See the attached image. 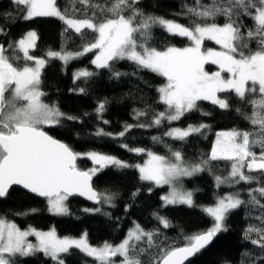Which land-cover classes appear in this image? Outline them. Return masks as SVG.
I'll return each instance as SVG.
<instances>
[{
	"label": "snow or ice",
	"instance_id": "obj_1",
	"mask_svg": "<svg viewBox=\"0 0 264 264\" xmlns=\"http://www.w3.org/2000/svg\"><path fill=\"white\" fill-rule=\"evenodd\" d=\"M22 13L24 20L36 17H57L68 28L81 33L82 29L91 30L94 42L85 44L80 52L69 53L47 51L45 58H36L29 50L36 46L37 34L27 32L26 36L12 43H0V198L7 196L9 189L22 186L31 193L47 199L49 211L60 215L67 214L66 201L69 196H86L97 203L112 204L114 197L98 194L91 186V180L99 171L108 166L117 168L136 167L140 179L153 182L155 186L168 185L169 192L161 199L168 204H193V193L183 189L182 180L206 170L211 161L231 162L228 177L216 176L217 186L221 184L251 183L253 177L245 175V167L251 171L264 170V0H210L202 4L195 0L194 6L183 5L184 13L190 18L189 25H182L160 17L145 16L135 5L139 0H112L110 5H95L96 9L84 18H68L57 7V0H11ZM89 4V0H80ZM125 13H128L127 15ZM5 18L11 13H5ZM217 17H223L225 23L218 24ZM247 17L253 21V27L247 28L240 20ZM211 21V22H209ZM159 26L170 35L187 38L189 46L179 48L168 46L163 50L149 46L152 28ZM8 32L0 27V36ZM213 41L220 50L204 48L205 41ZM256 41L255 50L249 47L250 41ZM97 50L91 61L98 69L112 71L110 62L130 60L138 67L147 69L166 78V84L158 89L160 101L165 110L157 113L149 124L137 127L160 126L164 121H178L186 113L199 111L198 102L209 101L221 109L229 108L228 98L219 93H234L242 103L253 106V113L246 117L252 131L232 129L218 132L210 159L199 163H186L182 153L168 145V157L158 155L143 148H128L137 154L146 152L148 160L143 165H129L113 156L89 152L86 154L95 167L80 170L77 160L81 154L74 152L68 145L48 135L43 126H58L62 119L76 120L67 116L56 105H49L42 99L46 95L40 89L41 70L46 58H56L67 63L71 59ZM18 53H23L21 57ZM23 61L21 64L20 62ZM31 62V63H30ZM218 66V70L209 73L205 65ZM227 74V76L223 74ZM94 75L87 70L74 74L75 79ZM119 77L121 73L114 72ZM83 91V89H80ZM252 97V98H249ZM104 110L100 104L96 109L99 116ZM241 110L238 108L237 112ZM134 119L146 113L134 110ZM207 115V113H204ZM107 124V121H103ZM133 125H125L122 137ZM208 125H189L186 129L171 128L165 136L176 140H185L193 133H199ZM97 136H112L98 129ZM154 143H163L162 137H153ZM127 148V145H121ZM260 149L259 162L255 148ZM210 170V169H208ZM151 191V189H149ZM264 196V187L255 189ZM138 193H133V196ZM251 203L259 201L252 196ZM239 193L219 197L214 206L203 210L213 219L212 226L204 232L185 237L186 243L163 252L161 264H185V261L205 249L221 231L227 213L237 209L244 201L237 198ZM114 206V205H113ZM35 211V210H33ZM99 211V209H85ZM18 215H27L22 213ZM155 215V214H154ZM165 227H170L166 218L157 215ZM252 232H260L264 241V231L249 227L245 239ZM154 232H147L139 225L129 230L127 238L119 245L107 242L102 247L89 246L86 238H60L55 231L40 232L32 228L20 229L15 223L0 217V264H15L16 257H26L42 252L56 264H64L61 253H67L71 247L78 248L99 264H116L114 257H120V264H140L139 255L144 251L137 242L147 238L152 246ZM34 236L36 243L28 237ZM252 244L264 242L252 240ZM248 253L241 254V264Z\"/></svg>",
	"mask_w": 264,
	"mask_h": 264
},
{
	"label": "trees",
	"instance_id": "obj_2",
	"mask_svg": "<svg viewBox=\"0 0 264 264\" xmlns=\"http://www.w3.org/2000/svg\"><path fill=\"white\" fill-rule=\"evenodd\" d=\"M111 2L112 0H89V4L85 5L80 0H57V5L66 17L82 19L85 13L90 16L96 10L93 9V4L104 6L110 5ZM209 2L210 0H201L202 4ZM185 4L194 6L195 0H139L135 7L145 16L189 25L190 18L184 14ZM5 13H11V16L5 18ZM216 22L222 25L225 19L217 17ZM240 22L246 26L243 31L253 27V21L247 17H242ZM0 27H4L8 32L6 37L0 36V43H12L23 38L29 31H36L38 40L31 54L37 58L45 57L49 50L80 52L85 44L94 42L95 36L91 30L82 29L85 33L82 38L81 33L68 28L64 21L57 17L24 20L22 13L11 0H0ZM189 44L187 38L170 35L159 26L152 28L150 47L163 50L168 46L183 48ZM208 46H214V43L206 40L204 47ZM249 47L255 50L256 41H250ZM18 54L23 56V53ZM94 56L93 53H88L68 63L50 58L41 73L40 89L46 93L42 97L43 101L56 105L67 116L78 118L62 119L58 126H43V129L66 143L76 153L100 152L134 166L143 164L147 154L130 152L128 148H143L158 155L169 156L168 148L165 147L168 145L173 150L180 151L186 163L196 164L201 160L210 159L212 146L219 131H252L258 128V125H251L250 120L246 118L252 115L253 106L242 103L234 93L219 94L221 98L227 96V109H221L209 101H200L199 111L188 112L178 121H164L160 126L137 127L135 125L149 124L157 113L165 110L166 106L160 101L158 89L166 84V78L142 69L127 59L110 62L112 71L98 69L91 63ZM207 68L212 71L216 70L217 66L208 64ZM80 69H87L94 75L75 79L74 74ZM114 72L122 75L117 77L113 75ZM100 104L104 105V110L98 116L96 109ZM238 108L240 112H237ZM134 110L146 114L137 120L133 118ZM201 124L209 127L191 134L183 141L164 135L174 127L185 128ZM125 125L133 127L124 136H118L124 131ZM98 129L113 135L97 136L95 133ZM153 137H162L163 143H154ZM121 145H127V148ZM254 151L259 156L260 149L257 147ZM77 166L81 170H89L93 162L87 157H79ZM230 171V161H211L206 170L182 180L183 187L193 192L192 205H165L161 197L167 191V186L157 187L153 182L141 180L136 167L120 169L108 166L93 176V184L99 194L114 197L111 205L101 201L98 206H93L79 197H69V213L57 215L48 210L46 199L32 196L14 187L6 197L0 198V216L16 222L24 229L55 228L60 236L74 237L86 233L89 242L96 246L105 242L112 245L120 243L134 222H138L146 231L155 233L151 247L144 241L137 243L139 248L144 249L138 257L140 264H160L164 251L184 246L185 237L204 232L212 226L213 219L203 210L206 206L213 205L225 193H239L238 197L244 203L227 213L224 221L227 230L219 232L214 241L199 252L190 264H241L242 253H248L243 258L244 264H264V248H261L260 244L251 243L252 240L264 242L261 233L252 232L249 239L244 236L249 227L264 231V196L257 191L251 193L259 201L253 204L249 195L250 189L264 187V173L251 172L254 178L251 183L242 181L235 185L217 186L215 177H227ZM133 193L138 194L133 196ZM22 213L27 215H18ZM157 215L168 219L170 227L165 228L157 219ZM60 257L65 264L96 262L94 257L75 247H71L67 253H62ZM16 262L56 264L42 252L26 257L18 256Z\"/></svg>",
	"mask_w": 264,
	"mask_h": 264
},
{
	"label": "rangeland",
	"instance_id": "obj_3",
	"mask_svg": "<svg viewBox=\"0 0 264 264\" xmlns=\"http://www.w3.org/2000/svg\"><path fill=\"white\" fill-rule=\"evenodd\" d=\"M57 7H58V5H57ZM69 18V17H68ZM36 32V31H35ZM36 34H37V32H36ZM26 36V35H25ZM37 40H38V34H37ZM37 40H36V43H37ZM211 42H213V41H211ZM205 43V42H204ZM214 43V42H213ZM205 48V47H204ZM207 48H213V49H216V50H220V46L219 45H216L215 43H214V46H208ZM31 50L32 49H30L29 50V52H30V54H31ZM96 51L97 50H93L92 52H89V53H93L94 55L96 54ZM55 52H57V51H55ZM69 53H77V52H69ZM88 54V53H87ZM32 55V54H31ZM86 54H84V55H82V56H80L79 58H81V57H83V56H85ZM37 58V57H36ZM40 58H45V57H40ZM48 59H50V58H46V62H47V60ZM60 60V59H59ZM72 60H74V59H71V60H69L68 62H70V61H72ZM62 61V60H61ZM64 62V61H63ZM67 62V63H68ZM31 63V62H30ZM65 63V62H64ZM46 64V63H45ZM207 65L208 64H206L205 65V70L206 71H208L209 73H211V72H215V71H217L218 70V66H217V68H216V70H212V71H210L208 68H207ZM44 68V67H43ZM43 70V69H42ZM42 70H41V73H42ZM81 70H87V69H80V70H78V71H76L75 73H77V72H79V71H81ZM88 72H91V71H89V70H87ZM223 75H225V76H227V74L225 73V74H223ZM40 86H41V84H40ZM220 94V93H219ZM218 94V95H219ZM46 103V102H45ZM48 104V103H47ZM49 105H51V104H49ZM192 126H198V125H192ZM188 127V126H187ZM187 127H185V128H180V129H186ZM174 128H179V127H174ZM222 131H230V130H222ZM222 131H219V132H222ZM215 141H216V139H215ZM215 141H214V143H215ZM214 143H213V145H214ZM212 148H213V146H212ZM91 152H94V151H91ZM89 153V152H88ZM96 153H99V154H103V153H100V152H96ZM79 154H81V156L80 157H87L86 156V154L87 153H79ZM104 155H107V154H104ZM170 155V154H169ZM110 156H112V155H110ZM114 157V156H113ZM165 157H168V156H165ZM257 157H259V156H257ZM116 158V157H115ZM118 159V158H117ZM120 160V159H119ZM148 160V156H147V159H146V161ZM122 161V160H121ZM145 161V162H146ZM124 162V161H123ZM144 162V163H145ZM258 162H259V158H258ZM143 163V164H144ZM143 164H138V165H143ZM96 165H94V163H93V166H92V168L93 167H95ZM243 171H244V174L245 175H250V176H252V174H251V172H255V171H262L263 173H264V170H260V169H254V170H251V171H249L246 167H245V169H243ZM100 172V171H99ZM98 172V173H99ZM97 173V174H98ZM197 174V173H196ZM229 174H230V172H229ZM229 174L227 175V177L229 176ZM195 175V174H194ZM95 176V175H94ZM193 176V175H192ZM226 185H230V184H226ZM231 185H235V184H231ZM162 186H167V191L163 194V196L164 195H166L168 192H169V190H170V188H169V186L168 185H162ZM183 189L185 190V191H190V190H187V189H185L184 187H183ZM192 192V191H191ZM249 192H251V193H255L254 192V190L253 189H250L249 190ZM193 193V192H192ZM228 195H235L234 193H231V192H228V193H225L224 195H222V196H220V197H224V196H228ZM237 198H239V197H237ZM192 199H193V203H194V198H193V196H192ZM240 199V198H239ZM46 201H47V199H46ZM217 201V200H216ZM66 203V206H67V209H68V212L67 213H69V207H68V199H67V201L65 202ZM216 203V202H215ZM215 203L213 204V205H210V206H214L215 205ZM177 204H181V203H177ZM174 205V204H173ZM186 205H188V204H186ZM47 206H48V210H49V205H48V202H47ZM206 207H208V206H206ZM205 207V208H206ZM52 213V212H51ZM1 217V216H0ZM162 217V216H161ZM4 218V217H3ZM163 218H165V217H163ZM7 221H9V222H12V223H15L20 229H24V228H21L16 222H14V221H12V220H9V219H6ZM167 221H168V223H169V220L168 219H166ZM135 225H139L141 228H142V226L138 223V222H134V224L130 227V229L129 230H131V229H133L134 228V226ZM28 228H32V229H35V230H37V231H40V232H48V231H52V230H54L55 231V233H56V235L58 236V237H60V238H69V239H81V238H86V241H87V243H88V245L89 246H92V247H102L103 245H101V246H96V245H92L90 242H89V240H88V238H87V234L85 233V234H83L82 236H80V237H74V236H60L58 233H57V231H56V229L55 228H50V229H38V228H35V227H28ZM28 228H25V229H28ZM143 229V228H142ZM129 230H128V232H129ZM143 230H145V229H143ZM146 231V230H145ZM128 232H127V234H128ZM147 232H149V231H147ZM127 238V235H126V237L124 238V239H126ZM28 239L32 242V243H36L37 241H36V238L34 237V236H30V237H28ZM123 239V240H124ZM122 240V241H123ZM121 241V242H122ZM141 241H144V242H147V238L145 237L143 240H141ZM141 241H139V242H141ZM120 242V243H121ZM139 242H137V243H139ZM120 243H118V244H116V245H119ZM110 245H112V244H110ZM74 247V246H73ZM62 254V253H61ZM61 254H60V256H61ZM61 258V257H60ZM94 259L96 260V258L94 257ZM113 259H115L116 260V264H120V260H121V258L120 257H114ZM15 264H20L19 262H16V260H15ZM65 264V263H64ZM91 264H99V261L98 260H96V262H93V263H91Z\"/></svg>",
	"mask_w": 264,
	"mask_h": 264
},
{
	"label": "water",
	"instance_id": "obj_4",
	"mask_svg": "<svg viewBox=\"0 0 264 264\" xmlns=\"http://www.w3.org/2000/svg\"><path fill=\"white\" fill-rule=\"evenodd\" d=\"M44 130V129H43ZM48 135H50V136H52L50 133H48L46 130H44ZM53 137V136H52ZM53 138H55V137H53ZM55 139H57V138H55ZM58 141H60V142H63V141H61V140H59V139H57ZM64 143V142H63ZM66 144V143H65ZM67 145V144H66ZM81 170V169H80ZM91 186H92V188L94 189V191H96L98 194H99V192L97 191V189L94 187V184H93V177H92V180H91ZM14 187H17V188H19V189H21V190H23V191H25V192H27L28 194H30V195H32V196H35V197H38V198H43V199H46V198H44V197H39L38 195H36V194H34V193H31L30 191H28L27 189H24L22 186H16V185H14V186H12L10 189H9V192H10V190L12 189V188H14ZM8 192V193H9ZM69 197H79V198H81V199H83V200H85L86 202H88V203H90L91 205H93V206H98L99 205V203H97V202H95V201H93V200H89L86 196H80V195H78V194H74V195H72V196H69ZM214 239H215V237H214ZM214 239H213V241H214ZM212 241V242H213ZM211 242V243H212ZM210 243V244H211ZM209 244V245H210ZM208 245V246H209ZM207 246V247H208ZM202 251V250H201ZM200 251V252H201ZM198 254V253H197ZM197 254H195L193 257H190L188 260H186L185 261V264H190V262L194 259V257L197 255ZM162 262V261H161ZM161 262H160V264H161Z\"/></svg>",
	"mask_w": 264,
	"mask_h": 264
}]
</instances>
